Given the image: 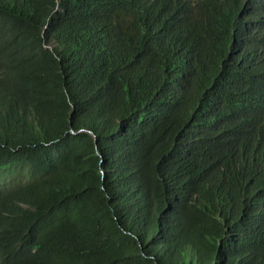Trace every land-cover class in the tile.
<instances>
[{
    "label": "trees",
    "instance_id": "trees-1",
    "mask_svg": "<svg viewBox=\"0 0 264 264\" xmlns=\"http://www.w3.org/2000/svg\"><path fill=\"white\" fill-rule=\"evenodd\" d=\"M0 264H264V0H0Z\"/></svg>",
    "mask_w": 264,
    "mask_h": 264
}]
</instances>
